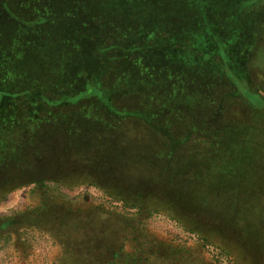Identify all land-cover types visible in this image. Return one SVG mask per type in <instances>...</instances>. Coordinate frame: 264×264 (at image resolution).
<instances>
[{
    "label": "rangeland",
    "instance_id": "obj_1",
    "mask_svg": "<svg viewBox=\"0 0 264 264\" xmlns=\"http://www.w3.org/2000/svg\"><path fill=\"white\" fill-rule=\"evenodd\" d=\"M235 4L236 11L228 14ZM249 5L239 0H0V93L9 92L0 96L1 134L26 121L0 138V147L18 165L44 162V170H30L23 179L11 164L0 168L19 184L4 198L0 193V219L12 217L0 227V264H56L62 250L56 221L62 215L69 218L65 231L83 240H76V249L101 238L95 250L104 242L109 247L123 243L124 252L134 244L145 246L147 254L153 252L152 264H264V256L242 246L236 205L222 210L216 203H192L193 193L202 195L189 186L191 165L174 170L169 155L161 154L164 146L141 127L135 133L134 119L128 118L133 111L152 113L154 124L178 131L175 139L191 133L186 146L174 142V160L184 152L188 157L187 145L205 144L219 120L252 124L246 99L257 90L264 94V0L247 11ZM120 6L126 12L122 18L130 12L137 18L105 20L102 12ZM97 22L110 27L102 30L105 36L125 41L126 50L108 62L120 74H98L109 56L100 58L102 51L93 48ZM137 29L140 34L151 30L152 38L140 40ZM109 38L103 44L114 58ZM91 75L111 85L118 110H109L123 117L76 118L94 99L61 98L67 94L61 95L59 86L70 95L90 85L101 90ZM49 90L61 100L49 99L44 94ZM254 110L264 116V109ZM36 113L46 120L32 128L28 118ZM26 126L29 133L38 131L41 141L22 136ZM260 143L264 151V134ZM120 151L124 156H118ZM245 151L243 161L251 165L250 146ZM261 165L264 170V160ZM170 180L183 183L165 184ZM185 189L188 203L177 192ZM255 209L248 205L246 211ZM111 250L98 253L108 258Z\"/></svg>",
    "mask_w": 264,
    "mask_h": 264
},
{
    "label": "trees",
    "instance_id": "obj_2",
    "mask_svg": "<svg viewBox=\"0 0 264 264\" xmlns=\"http://www.w3.org/2000/svg\"><path fill=\"white\" fill-rule=\"evenodd\" d=\"M262 0H239V2L242 3H250L248 10L251 9V7L254 8V4L257 2H261ZM116 5V4H115ZM233 9L231 12L229 9ZM228 14L233 13L236 11V4L235 6L228 7ZM123 11V12H121ZM254 11V10H253ZM105 14V20L111 18V15H114L117 19L128 20L137 18L135 17V14L130 12L127 17L122 18V14H126L124 9L120 6L117 10H112L108 12H102ZM255 13V11H254ZM97 19L99 16H94ZM110 20V19H109ZM112 22V18L110 20ZM96 22V21H94ZM114 22V21H113ZM111 27H112V23ZM104 24H101L100 22H97V34H93L94 36L91 37L92 40L96 38L95 42L96 44H93V48L95 51H104V53L99 52L98 57L104 58L108 57L105 63L109 62V59L116 60L126 48H124L125 41L123 42L121 40H114L112 36L109 38V36H105L102 30H109V28H106L105 26H102ZM104 27V28H103ZM140 29V28H139ZM137 36L140 40L144 39L145 42L152 38V32L151 30H146L144 33H138ZM92 35V34H91ZM103 35V36H102ZM112 35V34H111ZM109 38L110 41V48L111 50H115L117 54H115L114 58L109 55L106 50L108 49V46L103 44L105 39ZM108 43V44H109ZM151 44V42H150ZM152 45V44H151ZM121 47V51L117 50V48ZM129 47H131L129 45ZM128 52V51H126ZM100 67V66H99ZM98 67V68H99ZM117 66L110 65H104L102 64V69H98L97 71H101L98 74L103 75L106 74L109 71H115L116 73H119V69L116 68ZM116 74V75H118ZM109 75V74H108ZM95 76V75H91ZM95 81L99 82V85H97L98 88H101V90H97L93 86L90 85L88 91L87 88L84 86V91H79L75 94L70 95L65 90V86L61 85L59 88H61V91L59 93L61 95L67 94L66 96H63L61 98H68L71 96H77V102H81L83 100H89L90 98L94 99L91 101V103H85V106L87 107V111L84 112L81 110L80 112L77 111V113H80L79 116L76 118L78 120L80 116H86L85 121H88L89 116H93L94 114L101 115L103 113V116H106L109 118V116L113 117L115 116L116 119H120L124 116L121 111L116 112L115 114L111 112L109 109L116 108L112 103V91L114 90L110 87L111 85H105L104 82L100 80L99 77H92ZM118 78V77H117ZM116 78V79H117ZM106 83V82H105ZM107 84V83H106ZM109 84V83H108ZM115 84L114 86H116ZM10 90V89H9ZM260 91V90H259ZM66 92V93H65ZM12 93V92H11ZM9 94L8 91H2L0 93V96ZM14 94V93H13ZM19 93H15L14 95H17ZM42 94V92H41ZM46 96L49 97V99H53V93L49 91L44 93ZM264 94L259 93L258 90L255 93V96L252 100L246 99V104L248 107V113H249V119H252V124L248 122V125L241 124L237 122L231 123V126L227 125L226 123H220L219 120V127L217 130L211 129V133L208 135V140L204 143L198 142V143H192L191 145H187L188 149L190 147V154L188 155V158L186 153H182V155H179L176 160H174V156H176V151L178 149H175L174 142H177L179 146H186V142L190 139L191 133L188 134V138L182 139L181 137L178 139H175V137H172L174 133L178 134V131L175 132L174 130L168 131L169 125H159L154 124L152 122V113H148L147 116H143L142 114L136 115L138 111L134 112L128 116L130 119H134L133 126H135V133L139 132V129L141 127L142 131H148L150 134V139L155 140L157 142H160L162 146L160 151L162 155L168 154V162L170 160H173L174 170H180L179 166H186L185 164L191 165V170H193V173H191V178H193L192 182H188L190 187L198 188L201 192L200 195H195L198 193H193V198L191 202L195 203L196 201H201L205 204H207L208 207L214 206V203L216 205H220L221 209L223 208V205H236V207L239 209V214L237 217H234L235 222L239 223V227L241 229L242 235L240 239L243 237V245L246 246V249H249L250 252L257 253L260 256H264V170L261 168L262 161L264 160V151L262 149V143H260L261 135L264 134V116L256 115L255 108H262L264 109ZM58 97H55L53 100L57 103L58 100H61ZM1 99V97H0ZM72 101L74 100L71 99ZM250 102L255 104L251 105ZM259 102V103H257ZM259 104V105H257ZM114 107V108H113ZM252 107V109H251ZM84 108V107H83ZM82 108V109H83ZM41 110V106L39 108V111ZM116 110H118L116 108ZM89 112V113H88ZM37 113L35 114V116ZM31 120L30 127L36 128L39 127L43 120H46L44 116H36L34 117L33 114L29 115ZM95 116V115H94ZM81 118V117H80ZM25 121V119H24ZM23 122V121H22ZM15 125L14 127H24L25 122L23 124ZM60 122L63 123V121L60 119ZM109 122V121H108ZM122 123V122H120ZM119 123V125H120ZM247 123V122H246ZM18 124V123H16ZM64 124V123H63ZM8 123L5 124V126L8 128ZM171 125V123H170ZM14 127L11 126L9 128L8 132L1 134L3 131L0 130V138H3L4 135H7L9 133L13 132ZM29 126H26L24 129H22V136L29 137L31 136L35 141H41L40 137L37 136L38 131H31L30 133L27 132L26 129H28ZM244 128V129H240ZM17 129V128H16ZM218 132V133H217ZM121 133V132H118ZM135 133H132V136H136ZM214 133V134H213ZM174 138V139H173ZM246 146H250V156L252 160V166L247 165L245 163H248V161H243L246 159V155L249 154V152L245 151ZM35 148V146H33ZM47 147H51L50 144L47 145ZM46 147V148H47ZM187 149V147H186ZM119 157L124 156V152H119ZM126 156V153H125ZM126 158V157H125ZM195 160V162H191V160ZM249 159V158H248ZM129 161V159H127ZM187 162H185V161ZM0 168L6 166H9V164L12 165V167H17L22 172H19L17 176L23 178H26V173L29 175L30 170L32 173H37L39 171L44 170V167L42 164L44 162L39 161L40 163H34L30 166L26 167L24 165H18V161L13 157H9L7 154L4 153V149L0 147ZM126 161V160H125ZM131 163L137 164L136 160L129 161ZM184 163V164H181ZM141 164V163H140ZM142 165V164H141ZM42 166V167H41ZM156 164H152L150 166V171L155 169ZM251 166V167H250ZM167 165L164 168L166 169ZM5 168V167H4ZM6 170L0 169V176H3L2 179H0V193H2V198L5 197V195L13 190L14 188L19 185L18 182L14 177H8L5 178L4 172ZM11 176V175H10ZM165 179V177H163ZM169 186L173 184L181 185L182 181H176L170 183L169 181H166ZM192 183V184H191ZM2 187V188H1ZM165 187V186H164ZM3 189V190H2ZM179 193V196L185 200L186 203L189 201L187 200V189L184 191H177ZM181 192V193H180ZM185 192V193H182ZM262 198H259L261 197ZM0 198V199H2ZM213 201V203H212ZM263 202V203H261ZM250 205V210L252 207H255V211L249 213L246 211V208ZM219 207V208H220ZM243 209V210H242ZM224 210V209H222ZM22 215V214H21ZM249 215V218L247 217ZM12 217H5L4 219H0V227H7L11 223ZM240 218H243L240 220ZM60 220H57V232L55 233L56 238L60 241L62 245L61 254L56 259V264H152L151 261V254L153 255V252L151 254H147V247L145 246H138L136 244L132 245L130 247V250L127 252L123 251V243L117 247H113L114 250H111L110 255L104 256L103 253H98L99 250H105L107 248L110 249L111 247L108 246L107 243H101L99 245L98 251L95 250L97 247V242H102L101 238H98L97 241H89L87 243L83 242L80 244V246L76 249L77 243L82 242L83 240H79L78 238L75 239L73 236V233L69 230V232L65 231L66 228H68L69 223H67V216L65 217L62 215ZM242 223V225H241ZM48 223H45V227L48 226ZM43 227V228H45ZM104 239V237L102 238ZM102 252V251H101ZM243 254H246L245 251H242ZM240 250V253H242ZM123 253V254H121ZM154 253L156 255V250H154ZM250 257V256H248ZM254 258H256L254 256Z\"/></svg>",
    "mask_w": 264,
    "mask_h": 264
}]
</instances>
